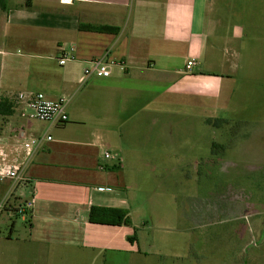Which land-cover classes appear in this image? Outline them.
Segmentation results:
<instances>
[{
    "label": "crops",
    "instance_id": "crops-1",
    "mask_svg": "<svg viewBox=\"0 0 264 264\" xmlns=\"http://www.w3.org/2000/svg\"><path fill=\"white\" fill-rule=\"evenodd\" d=\"M213 6V0H32V8L1 7L0 99L21 91L65 96L69 120H39L16 106L0 114V217L20 214L28 225L15 234L12 220L9 234L0 235V264H136L145 255L138 235L130 240L132 226L92 223L90 209L126 208L136 227L127 192L134 184L125 175L126 162L140 156L136 147L152 142L155 124V141L168 147L181 124L165 115L229 97L232 78L223 70L229 35L219 33ZM94 59L113 61L110 76H84ZM158 98L167 106L156 107ZM34 137L41 141L28 149ZM16 168V177H6Z\"/></svg>",
    "mask_w": 264,
    "mask_h": 264
},
{
    "label": "rangeland",
    "instance_id": "rangeland-1",
    "mask_svg": "<svg viewBox=\"0 0 264 264\" xmlns=\"http://www.w3.org/2000/svg\"><path fill=\"white\" fill-rule=\"evenodd\" d=\"M1 1L10 7L25 3L0 0V9ZM213 3L219 33L229 35L223 70L230 72L232 88L218 105L165 115L181 124L169 146L155 141V124L152 142L137 146L140 156L126 162L145 254L136 264H264V0ZM206 118L228 122L211 125ZM15 219V234L28 230L20 214L11 219L3 211L2 237Z\"/></svg>",
    "mask_w": 264,
    "mask_h": 264
},
{
    "label": "built area",
    "instance_id": "built-area-1",
    "mask_svg": "<svg viewBox=\"0 0 264 264\" xmlns=\"http://www.w3.org/2000/svg\"><path fill=\"white\" fill-rule=\"evenodd\" d=\"M68 55H64L60 58V63H65ZM113 61H104L102 59H94L91 61V66L84 70V76L97 75V76H110L111 65ZM194 65L192 60L187 63L188 67ZM16 107H21L26 115L32 118H36L43 121L65 123L69 120L67 112L68 97L62 96L58 99L48 98L42 92H26L21 91L13 97ZM52 137L48 136L47 140H51ZM41 139L34 137L25 143V146L30 149L39 145ZM110 153H106V157H110ZM17 176V168L7 173L6 177L14 178ZM33 201L27 203L22 209V212H26V209L32 206Z\"/></svg>",
    "mask_w": 264,
    "mask_h": 264
},
{
    "label": "trees",
    "instance_id": "trees-1",
    "mask_svg": "<svg viewBox=\"0 0 264 264\" xmlns=\"http://www.w3.org/2000/svg\"><path fill=\"white\" fill-rule=\"evenodd\" d=\"M24 6L26 8H32V0H25ZM1 7L6 9L7 6L5 1H1ZM81 29L84 30H93V31H102V32H111L117 33L120 30L118 26L111 25H90V24H81ZM15 102L10 100L9 98L0 99V114L9 115L14 112ZM208 123H221L228 122L227 119L224 118H216L206 119ZM89 220L92 223L99 224H110V225H128L134 228L133 235L130 236L131 241H135L137 239V231L136 227L133 224V219L130 214V211L126 208L121 207H108L101 205H93L90 209Z\"/></svg>",
    "mask_w": 264,
    "mask_h": 264
}]
</instances>
